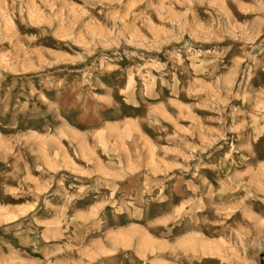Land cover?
Listing matches in <instances>:
<instances>
[{
	"label": "rangeland",
	"instance_id": "374dc122",
	"mask_svg": "<svg viewBox=\"0 0 264 264\" xmlns=\"http://www.w3.org/2000/svg\"><path fill=\"white\" fill-rule=\"evenodd\" d=\"M0 264H264V0H0Z\"/></svg>",
	"mask_w": 264,
	"mask_h": 264
}]
</instances>
